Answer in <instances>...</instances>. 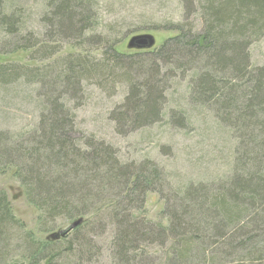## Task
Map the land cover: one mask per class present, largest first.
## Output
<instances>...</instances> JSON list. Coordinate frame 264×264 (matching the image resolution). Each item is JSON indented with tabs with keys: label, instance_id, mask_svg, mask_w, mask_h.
Wrapping results in <instances>:
<instances>
[{
	"label": "trees",
	"instance_id": "trees-1",
	"mask_svg": "<svg viewBox=\"0 0 264 264\" xmlns=\"http://www.w3.org/2000/svg\"><path fill=\"white\" fill-rule=\"evenodd\" d=\"M11 1L0 0V31L17 38L21 15L7 9ZM203 1L200 11L209 20L204 32L169 37L153 51L124 54L115 41L95 31L96 14L86 9L96 0L49 1L41 19L47 27L42 39L30 32L12 44L9 52L29 49L32 60L51 59L63 44L93 31L100 56L90 66L82 56L67 53L52 62L55 72L0 64L1 87L28 83L39 90L32 128L18 133L0 128V173L13 169L26 200L39 213V231L83 219L62 240H36L0 191V264L14 257L28 264H98L103 256L111 264L264 259V66L252 67L248 53L251 34L264 27V0ZM187 65L194 76L191 92L210 104L236 140L230 173L215 181L174 188L155 162L121 161L110 144L78 131L64 101L77 99L83 82L94 78L102 88L124 84L127 93L109 119L115 132L125 135L161 119L167 70ZM149 191L165 200L156 221L143 211ZM102 237H109L106 248L99 243Z\"/></svg>",
	"mask_w": 264,
	"mask_h": 264
},
{
	"label": "rangeland",
	"instance_id": "rangeland-1",
	"mask_svg": "<svg viewBox=\"0 0 264 264\" xmlns=\"http://www.w3.org/2000/svg\"><path fill=\"white\" fill-rule=\"evenodd\" d=\"M49 1L52 0H12L8 3V10L21 15L19 34L15 36L21 37L31 32L32 36L40 35L42 39L47 27L41 19L47 12ZM203 2V0H96V5L91 9L88 7L86 13L95 12L97 17L95 31L102 32L109 37L108 39L115 41L118 51L131 54L137 51L127 47L132 36L150 34L154 44L145 50L153 51L169 37L185 35L189 30L192 33L204 32L209 20L207 15L201 14L200 6H206ZM93 33L95 32L88 31L85 39L63 44L61 52L51 59H41L37 56V59L32 60V50L9 52L18 37L5 36V33L0 31V64H21L42 68L40 70L49 67L55 72L52 62L70 53L72 57H75L73 54L82 56L91 66L100 56V50H96L95 44H92ZM249 40V63L252 67L264 66V27L251 34ZM50 43L46 44L52 46L53 43ZM53 76L54 73L46 80L49 81ZM167 77L161 119L125 135L117 134L113 122L109 119L110 112L123 101L127 93L124 84L108 83L102 88L101 84H96L99 79L94 78L83 82L77 99L73 101L64 98V101L73 111L75 125L80 133L92 134L110 144L121 161L149 159L155 162L171 187L177 188L191 182H210L227 176L233 165L236 140L227 128L218 122L209 108L210 104H203L201 99L198 100L191 92L194 85L191 66L187 65L186 69L178 70L170 68L167 70ZM2 87L0 128L15 133L32 128L37 123L39 114L38 87L28 83ZM0 191L6 193L14 217L23 223L24 229L31 232L36 240L42 242L62 240L61 236L65 234L62 235L63 232L74 228L83 220L81 218L77 223L60 224L51 232L39 231V213L26 200L13 169L0 173ZM164 203V198L155 191L147 192L143 205L146 217L154 221L159 220ZM99 243L101 247L106 248L109 237L100 238ZM6 264L28 262L24 258L14 257ZM98 264L111 262L109 258L103 256ZM229 264H264V259Z\"/></svg>",
	"mask_w": 264,
	"mask_h": 264
},
{
	"label": "water",
	"instance_id": "water-1",
	"mask_svg": "<svg viewBox=\"0 0 264 264\" xmlns=\"http://www.w3.org/2000/svg\"><path fill=\"white\" fill-rule=\"evenodd\" d=\"M154 44L153 37L150 34L132 36L127 43L128 48L137 50L150 49ZM66 233L63 232L62 235Z\"/></svg>",
	"mask_w": 264,
	"mask_h": 264
}]
</instances>
